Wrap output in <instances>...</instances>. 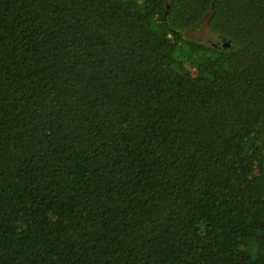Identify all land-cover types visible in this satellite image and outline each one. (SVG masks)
Here are the masks:
<instances>
[{
    "label": "trees",
    "instance_id": "16d2710c",
    "mask_svg": "<svg viewBox=\"0 0 264 264\" xmlns=\"http://www.w3.org/2000/svg\"><path fill=\"white\" fill-rule=\"evenodd\" d=\"M0 264H264V0H0Z\"/></svg>",
    "mask_w": 264,
    "mask_h": 264
},
{
    "label": "rangeland",
    "instance_id": "374dc122",
    "mask_svg": "<svg viewBox=\"0 0 264 264\" xmlns=\"http://www.w3.org/2000/svg\"><path fill=\"white\" fill-rule=\"evenodd\" d=\"M184 34L186 36L191 35L196 39L211 37L203 24H200L199 27L195 30L189 29L184 31Z\"/></svg>",
    "mask_w": 264,
    "mask_h": 264
}]
</instances>
